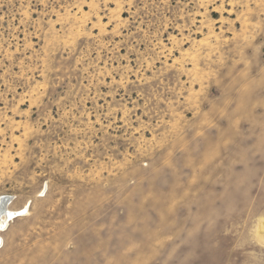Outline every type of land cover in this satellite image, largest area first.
I'll use <instances>...</instances> for the list:
<instances>
[{"label": "rangeland", "instance_id": "1", "mask_svg": "<svg viewBox=\"0 0 264 264\" xmlns=\"http://www.w3.org/2000/svg\"><path fill=\"white\" fill-rule=\"evenodd\" d=\"M3 195L0 264H264V0H0Z\"/></svg>", "mask_w": 264, "mask_h": 264}, {"label": "bare ground", "instance_id": "2", "mask_svg": "<svg viewBox=\"0 0 264 264\" xmlns=\"http://www.w3.org/2000/svg\"><path fill=\"white\" fill-rule=\"evenodd\" d=\"M4 197H8L7 195H3L0 196V232L3 231L7 225V223L9 221H11L13 218H15L17 216V214L21 213L19 212H12L8 209H6V207H8L7 205H9L11 198H9L8 200H4ZM24 211H26V208L24 209ZM10 214V215H8ZM2 244V239L0 238V245Z\"/></svg>", "mask_w": 264, "mask_h": 264}, {"label": "water", "instance_id": "3", "mask_svg": "<svg viewBox=\"0 0 264 264\" xmlns=\"http://www.w3.org/2000/svg\"><path fill=\"white\" fill-rule=\"evenodd\" d=\"M9 198H11V197H4L3 199L6 201V200H8Z\"/></svg>", "mask_w": 264, "mask_h": 264}, {"label": "snow or ice", "instance_id": "4", "mask_svg": "<svg viewBox=\"0 0 264 264\" xmlns=\"http://www.w3.org/2000/svg\"><path fill=\"white\" fill-rule=\"evenodd\" d=\"M8 215H10V214H8Z\"/></svg>", "mask_w": 264, "mask_h": 264}]
</instances>
